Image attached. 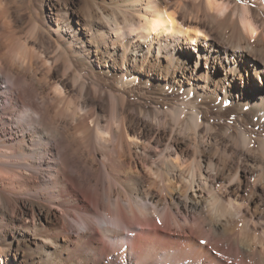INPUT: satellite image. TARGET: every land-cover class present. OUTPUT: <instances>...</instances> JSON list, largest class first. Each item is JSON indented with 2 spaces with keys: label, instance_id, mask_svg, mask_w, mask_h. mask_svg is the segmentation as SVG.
I'll return each mask as SVG.
<instances>
[{
  "label": "bare ground",
  "instance_id": "obj_1",
  "mask_svg": "<svg viewBox=\"0 0 264 264\" xmlns=\"http://www.w3.org/2000/svg\"><path fill=\"white\" fill-rule=\"evenodd\" d=\"M3 1L0 264H264V0Z\"/></svg>",
  "mask_w": 264,
  "mask_h": 264
},
{
  "label": "rangeland",
  "instance_id": "obj_2",
  "mask_svg": "<svg viewBox=\"0 0 264 264\" xmlns=\"http://www.w3.org/2000/svg\"><path fill=\"white\" fill-rule=\"evenodd\" d=\"M1 1L2 0H0V3H1ZM10 6L12 5H17L20 9H21V13L22 14H25L26 12H28L30 15H31V17L32 18H35L34 17V9H33V7L31 6V5H29L28 4V0H5ZM5 1H3L4 3H5ZM24 1V2H23ZM22 5V6H21ZM27 5V6H26ZM1 6V5H0ZM1 9V8H0ZM49 10V9H48ZM24 12V13H23ZM2 13H3V11L2 10H0V23H2V20H4V18H5V15L3 16L2 15ZM4 14V13H3ZM2 15V16H1ZM27 26H25L24 28H23V32H22V34L24 35H27V34H29V30H30V27H28V28H26ZM25 28H26V30H25ZM4 29V28H3ZM9 29H10V27L9 26H6V29H4V30H2L3 32H5V33H9ZM22 28H18L17 30H21ZM28 29V30H27ZM36 102L37 103H39V99H36ZM24 197H28V198H32V199H36V198H33V196L31 197V195H29V194H27V195H24Z\"/></svg>",
  "mask_w": 264,
  "mask_h": 264
},
{
  "label": "snow or ice",
  "instance_id": "obj_3",
  "mask_svg": "<svg viewBox=\"0 0 264 264\" xmlns=\"http://www.w3.org/2000/svg\"><path fill=\"white\" fill-rule=\"evenodd\" d=\"M253 35H255V33H253Z\"/></svg>",
  "mask_w": 264,
  "mask_h": 264
}]
</instances>
